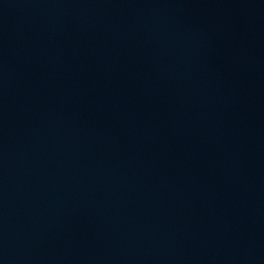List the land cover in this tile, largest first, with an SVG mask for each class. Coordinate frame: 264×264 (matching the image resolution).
<instances>
[{
	"label": "water",
	"instance_id": "obj_1",
	"mask_svg": "<svg viewBox=\"0 0 264 264\" xmlns=\"http://www.w3.org/2000/svg\"><path fill=\"white\" fill-rule=\"evenodd\" d=\"M0 264H264V0H0Z\"/></svg>",
	"mask_w": 264,
	"mask_h": 264
}]
</instances>
